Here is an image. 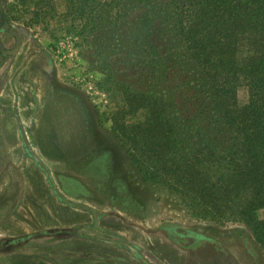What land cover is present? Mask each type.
<instances>
[{"label": "rangeland", "instance_id": "1", "mask_svg": "<svg viewBox=\"0 0 264 264\" xmlns=\"http://www.w3.org/2000/svg\"><path fill=\"white\" fill-rule=\"evenodd\" d=\"M54 1L51 10L48 0H2L22 44L14 56L0 53V264H145L112 243L122 240L138 245L151 264H264L249 226L201 219L180 194L143 181L114 133V118L122 125V83L161 93L176 81L188 88L187 71L170 62L172 83L164 76L152 85L157 71L145 58L126 57L122 26L114 37L83 32L66 0ZM15 44L0 29V45ZM246 98L241 88L240 102ZM18 119L60 192L102 214L98 227L89 211L58 198L26 151ZM143 119L142 110L125 117ZM258 213L263 219L264 209ZM172 226L211 240H181L167 230ZM68 227L89 236L47 234ZM26 235L10 252L1 249L5 240Z\"/></svg>", "mask_w": 264, "mask_h": 264}, {"label": "trees", "instance_id": "2", "mask_svg": "<svg viewBox=\"0 0 264 264\" xmlns=\"http://www.w3.org/2000/svg\"><path fill=\"white\" fill-rule=\"evenodd\" d=\"M66 3L83 32L114 37L122 26L126 57L145 58L157 71L152 85L164 76L172 83L170 62L187 71L188 88L175 80L161 93L122 83V125L114 118V133L143 181L180 194L201 219L246 224L264 250V0ZM140 110L142 121L126 122ZM47 234L89 236L79 227ZM29 238L5 240L1 249Z\"/></svg>", "mask_w": 264, "mask_h": 264}, {"label": "water", "instance_id": "3", "mask_svg": "<svg viewBox=\"0 0 264 264\" xmlns=\"http://www.w3.org/2000/svg\"><path fill=\"white\" fill-rule=\"evenodd\" d=\"M1 11H3L2 0H0V12ZM7 29L16 38V46L13 49L3 51V54L14 56L20 50V47L22 44V38L19 35V33L10 25L9 22H6L3 26V30H7ZM18 123H19V129H20L21 137H22V140L24 142V145H25L27 152L31 155V157L36 162V164L46 173V176L48 178V182H49L50 186L52 187V189L54 190V192L57 194L58 198L62 202L66 203L70 206H73V207L78 208V209L89 211L94 217V225L98 227V221H99L102 214L87 204H83V203H80V202H77V201H74L72 199L65 197L60 192V190L58 189V187L55 185V183L53 181L52 174L50 172L49 167L45 164V162L31 148L29 141H28V138L26 136V132L24 131L22 123L19 119H18ZM178 231H180V233H184V234H191L193 236L204 237V235L199 234V233H195L194 231L186 229L182 226H178ZM114 243L120 247H124V248L128 249L135 257L140 259L145 264H151L150 261L142 254V250L138 245L131 243V242H128V241H124V240L114 241Z\"/></svg>", "mask_w": 264, "mask_h": 264}, {"label": "flooded vegetation", "instance_id": "4", "mask_svg": "<svg viewBox=\"0 0 264 264\" xmlns=\"http://www.w3.org/2000/svg\"><path fill=\"white\" fill-rule=\"evenodd\" d=\"M4 15V9L3 11L0 12V29L3 30V26L6 22H8L7 20H1V18L3 17ZM7 31L9 32V30L7 29ZM16 46V44H15ZM15 48V47H14ZM3 51H5V48L2 50V53ZM5 56H10V55H6L4 54ZM21 134V133H20ZM25 146V145H24ZM27 151V150H26ZM29 154V153H28ZM30 155V154H29ZM31 156V155H30ZM94 225V224H93ZM169 232L171 233H175L181 240H186V239H191V238H194V239H202V240H211L210 238H207L204 234V237H198V236H193L191 234H184V233H180V231H178V226H172L170 227L169 229H167ZM190 230V229H189ZM197 233V232H195ZM200 234V233H199ZM76 237H80V236H76ZM23 238V237H22ZM7 252H10V251H7Z\"/></svg>", "mask_w": 264, "mask_h": 264}, {"label": "crops", "instance_id": "5", "mask_svg": "<svg viewBox=\"0 0 264 264\" xmlns=\"http://www.w3.org/2000/svg\"><path fill=\"white\" fill-rule=\"evenodd\" d=\"M9 50V49H8ZM18 118V117H17ZM50 236H52V235H50ZM58 238H61V237H58ZM64 238H68V237H64ZM106 241H108V242H111L110 240H106ZM112 243H114V241H112ZM115 244V243H114ZM117 245V244H116Z\"/></svg>", "mask_w": 264, "mask_h": 264}]
</instances>
